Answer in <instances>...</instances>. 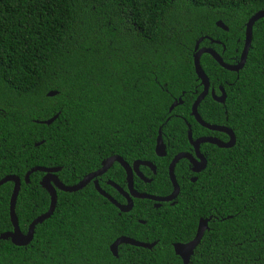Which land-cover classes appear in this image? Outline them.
<instances>
[{
	"label": "trees",
	"instance_id": "1",
	"mask_svg": "<svg viewBox=\"0 0 264 264\" xmlns=\"http://www.w3.org/2000/svg\"><path fill=\"white\" fill-rule=\"evenodd\" d=\"M260 10L264 0H0V180L21 181L20 231L26 234L50 204L40 185L44 173L25 181L33 168H60L58 179L73 186L116 155L128 164L155 165V175L143 169L152 183L136 181V191L170 193L168 163L190 152L188 127L193 139L222 135L200 127L191 114L201 89L193 67L196 41L209 37L233 53ZM263 27L264 19L254 24L237 79L207 55L200 58L213 87L225 88L226 101L221 106L207 97L198 114L232 129L236 142L228 149L203 144L207 166L198 175L187 160L176 164L174 206L156 210L151 201L134 200L130 213L118 215L91 183L75 193L57 191L54 213L36 225L28 245L0 240V264H183L173 244L192 240L199 218L210 221L188 264H264V73H253ZM56 115L52 124L41 123ZM159 131L163 158L154 152ZM105 176L125 183L118 164ZM12 189L10 182L0 187V234L12 231ZM121 236L155 245H120L114 257L109 248Z\"/></svg>",
	"mask_w": 264,
	"mask_h": 264
},
{
	"label": "water",
	"instance_id": "2",
	"mask_svg": "<svg viewBox=\"0 0 264 264\" xmlns=\"http://www.w3.org/2000/svg\"><path fill=\"white\" fill-rule=\"evenodd\" d=\"M262 18H264V10H260V11L256 12L246 22L245 32H244V47H243L241 58H240V61L238 62V64L228 65V64L224 63L222 58L217 53H215L214 51L209 50V49L199 48L200 43L204 39H207L208 37H201L196 41V44L194 47V55H193V67H194V71H195L196 75L198 76V78L200 80L201 85L203 86V90L198 95L195 102L193 103L192 108H191V114H192L194 120L196 121V123H198L201 127L205 128L207 130H210V131L224 133V134L228 135L229 141L228 142H222V141H220L216 138H213V137H202V138L196 139L193 142L191 131H189L188 139H189V142H192L194 153H195L196 158L198 160H196L189 153H179L178 155H176L173 158V160L170 162L169 167H168V178H169L170 183H171L172 188H173L172 193L169 196L160 198V197H155V196H151V195H147V194H139V193L134 191V189H133V171L136 173V175L140 179H142L145 182H148V180L145 179L142 176V174L139 173V171H138L139 167L144 166V167H147L148 169H150L152 171L155 170V167L150 162H147V161H135L133 163V165L130 166L119 156L109 157L102 162L101 167L98 170L86 175L80 182H78L77 184H75L73 186H66L58 179V177L56 176V173H58L61 170L60 168H51V169H45V168H40V167L33 168L32 170H30L29 172L26 173L25 181H26V183L28 182L29 176L33 172H42L45 174L41 179L40 185L49 194V197H50L49 208L45 213L36 217L29 224L26 234H23L19 229L17 217L15 214L16 201H17L18 194L20 191L21 181L17 176H14V175H8V176L2 178L0 180V187L6 183H9V182L13 184V189H12V193H11V196L9 199V208H8L9 220H10V223L12 226V231L11 232H4V233L0 234V240H9L13 245L19 246V247L28 245L33 239L34 230H35L36 225H38V224L42 223L43 221L49 219L52 216V214L54 213V210H55L56 204H57V190L61 191V192H65V193L78 192V191L82 190L83 188H85L92 180H94L95 178L106 173L108 171V169L113 165V163H118L126 172V180H127L128 190H129L128 194H130V196H131V197H129L128 194H126V193L124 194L126 196V198L128 199L127 205L122 206L118 202H116L114 199H112L110 196H108L102 189H100L97 181H94V187L100 196L107 199L118 210H120V212L126 213L132 209V204H133L132 199L150 200V201H158V202H168V201H172V200L176 199L179 195V192H180V187L177 183V180H176V177L174 174L175 166L178 163V161L187 160L189 163L192 164L193 171L197 173L198 171H201L206 167V160L200 154V151H199L200 144H205V143L206 144H212V145H215V146L222 148V149H228V148L233 147L235 142H236L235 136L230 129H228L226 127H222V126L208 124V123L204 122L198 114L197 107L201 103V101L207 96L208 88H209V80H208V77L206 76V74L204 73V71L201 67L200 57L204 53H209L211 55V57L214 59V61L224 70L229 71V72H238L244 66V63H245L246 58H247L248 50L251 46L253 26L258 20H260ZM216 26L218 28L224 30V31L228 30V28L221 21H217ZM212 42L218 43L217 41H212ZM221 92H222V96L220 98L214 97V95H213L214 100L219 102V103H223L224 99H225L224 91L222 90ZM55 95H56V92H49L47 94V96H49V97H52ZM175 105L176 104L171 106L170 111L173 109V107ZM56 118H57V115L54 116L53 118L46 120V121H43L41 123L45 124V125H50L56 120ZM37 145H39V144H37ZM154 152H155L156 156L160 157V158L164 157L166 155V147L162 141V135H161L160 131H159V134H158L157 139H156ZM193 180H195V179H193ZM113 186L120 193L122 192V190L118 186H116V185H113ZM208 221H209V219H204V220L199 221L196 234L190 242H188L186 244H180V243L173 244L174 253L176 256H178L182 260L183 264L189 263L190 258L193 255L195 248L199 245L205 231L207 230ZM120 245H130V246L143 248V249H152V247L155 245V243H152V244L143 243V242L136 241L132 238L121 236V237L117 238L110 245L109 249H110L111 254L114 257L117 256L118 247Z\"/></svg>",
	"mask_w": 264,
	"mask_h": 264
},
{
	"label": "flooded vegetation",
	"instance_id": "3",
	"mask_svg": "<svg viewBox=\"0 0 264 264\" xmlns=\"http://www.w3.org/2000/svg\"><path fill=\"white\" fill-rule=\"evenodd\" d=\"M254 15V14H253ZM262 19H264V18H262ZM249 20V19H248ZM259 21V20H258ZM264 28V27H263ZM222 30V29H221ZM228 31V30H227ZM244 32H245V28H244ZM204 40H206L207 42H208V44H207V46H200L201 45V43L204 41ZM201 43H200V45H199V48H204V49H209V50H212V51H214L215 53H217L221 58H222V60L224 61V63H226V64H228V65H235V64H238V62L240 61V58H241V54H242V51H243V47H244V36H243V39L242 40H240V39H238L237 40V43H238V47L237 48H235L234 49V51H233V53L232 52H230V51H226L227 50V48H226V46H225V44L224 43H222V42H220V41H218V40H214V39H211V38H207V39H204ZM217 41L218 43H215V42H212V41ZM252 40H253V30H252ZM251 48H252V42H251V46H250V48H249V50H248V54H247V58H246V61H245V63H244V66L242 67V69H240L238 72H231V73H235L236 74V79L239 77V75H240V73L241 72H243V70L245 69V67H246V63H247V60H248V55H249V52H250V50H251ZM257 51H256V53H255V55H256V57H255V60H256V62H255V66L253 67V73H255V74H261V75H263V73H264V49H261L260 47H258V49H256ZM203 55H207L208 57H210V58H212L211 57V55L209 54V53H204ZM202 55V56H203ZM201 58V57H200ZM213 59V58H212ZM214 60V59H213ZM227 62H226V61ZM229 72V71H228ZM208 80H209V78H208ZM226 85L228 86V85H230L229 83H226ZM198 86L201 88L200 89V91L197 93V91H195V93H196V96H195V100H196V98L198 97V95L202 92V90H203V86L201 85V83H200V80L198 81ZM224 91V94H225V99H224V102L223 103H219V102H217V101H215L214 100V98H213V95H214V97H217V98H220L221 96H222V92L221 91ZM213 93V94H212ZM207 97H210L211 98V100L212 101H214L216 104H219V105H221V106H223L224 104H225V101H226V92H225V88L223 87V86H221V85H218L216 88H214L213 87V85L211 84V82H210V80H209V88H208V94H207V96L205 97V98H207ZM204 98V99H205ZM203 99V100H204ZM195 100L193 101V103L195 102ZM202 100V101H203ZM176 101V100H175ZM173 102L171 105H170V107H169V109H168V112L169 113H171L172 111H173V109L179 104V99L177 100V102ZM201 101V102H202ZM193 103H192V105H193ZM174 104H176L174 107H173V109L170 111V108H171V106L172 105H174ZM192 105H191V108H192ZM199 106V105H198ZM197 109H198V107H197ZM196 122V121H195ZM205 122V121H204ZM198 124V123H197ZM199 125V124H198ZM211 125H216V124H211ZM200 126V125H199ZM217 126H222V127H226V128H228L227 126H224V125H217ZM188 127V126H187ZM201 127V126H200ZM203 128V127H202ZM205 129V128H204ZM228 129H230V128H228ZM188 130L190 131V128L188 127ZM207 130V129H206ZM231 131H232V129H230ZM207 131H209V132H213V133H220V134H222L221 136H216V135H214V136H212V135H208V136H198V137H196V138H192V140H193V142L196 140V139H198V138H202V137H213V138H216V139H218V140H220V141H222V142H228L229 141V137H228V135H226V134H224V133H221V132H215V131H210V130H207ZM189 133V132H188ZM232 133L234 134V132L232 131ZM234 136H235V134H234ZM226 139V140H225ZM235 139H236V137H235ZM162 141H163V139H162ZM188 142H189V139H188ZM163 143H164V141H163ZM189 144H190V152H180V153H189L190 155H192L196 160H198L197 158H196V155H195V153H194V149H193V146H192V142H189ZM206 144V143H205ZM164 145H165V147H166V144L164 143ZM202 145L203 144H200V147H199V151H200V154L204 157V159L206 160V158H205V156L203 155V153L201 152V147H202ZM179 154V153H178ZM178 154H175V156L176 155H178ZM116 156V155H115ZM166 156V155H165ZM164 156V157H165ZM175 156H173V158L175 157ZM112 157V156H111ZM120 157V156H119ZM158 158H160V157H158ZM161 158H163V157H161ZM173 158L170 160V162L173 160ZM135 161H141V160H135ZM134 161V162H135ZM133 162V163H134ZM148 162V161H147ZM170 162L168 163V167H169V164H170ZM179 162V161H178ZM133 163L132 164H128V165H130V166H132L133 165ZM151 163V162H150ZM115 164H118V163H113V165L108 169V171L109 170H113V167H114V165ZM152 164V163H151ZM119 165V164H118ZM153 165V164H152ZM189 165L191 166V172L190 173H193V174H199L200 172H202L203 170H205V168L203 169V170H201V171H198L197 173L196 172H194L193 171V166H192V164L191 163H189ZM188 165V169H189V171H190V166ZM120 166V165H119ZM154 167H155V165H153ZM206 166H207V160H206ZM121 167V166H120ZM144 168H147V167H144V166H140L139 167V173L140 174H142V176L145 178V179H147L148 180V182H145V181H143L142 179H140L137 175H136V173L133 171V189H134V191L135 192H137V193H139V194H147V193H142V192H138V191H136L135 190V186H136V184H135V182L136 181H138V183L139 182H142L143 184H151L152 183V178H148V177H146V175L144 174ZM121 169L123 170V172H124V176H125V183H124V185L122 186V185H120L119 183H117V182H114L111 178L109 179L108 178V176L106 177L105 175H106V173L108 172H106V173H104V174H102L101 176H99V177H97V178H95L94 180H92L90 183L93 185V187H94V181H97V183H98V185H99V187H100V189H102L108 196H110L112 199H114L113 197L114 196H117V198H118V200L117 199H114L116 202H118L120 205H122V206H126L127 205V198H126V196L124 195L125 193L126 194H128L129 193V190H128V185H127V180H126V172H125V170L121 167ZM148 169V168H147ZM153 175H155L156 174V167H155V170L154 171H152V170H150V169H148ZM189 173V174H190ZM197 175H195V176H190L188 179H189V181L191 182V183H196V181H197ZM193 179H195V180H193ZM170 181V180H169ZM89 183V184H90ZM116 185V186H118L121 190H122V192L120 193L113 185ZM137 185H139V184H137ZM179 185V184H178ZM172 186V185H171ZM94 190L96 191V189H95V187H94ZM172 190H173V188L171 189V192L170 193H168L167 195H165V196H160V195H151V194H147V195H151V196H155V197H160V198H163V197H167V196H169L171 193H172ZM58 191V190H57ZM61 192V191H60ZM97 192V191H96ZM65 193V192H64ZM180 193V192H179ZM129 195V197H131L130 196V194H128ZM10 196H11V194H10ZM102 197V196H101ZM103 199H105L104 197H102ZM9 199H10V197H9ZM106 201H108L107 199H105ZM134 200H137V199H132V202L134 201ZM148 201H150V200H148ZM109 202V201H108ZM152 202V209H156V210H158V209H160L161 207H162V205L163 204H168V205H170V206H174L176 203H177V198L176 199H174V200H172V201H168V202H158V201H151ZM110 203V202H109ZM111 204V203H110ZM113 205V204H112ZM114 206V205H113ZM133 206H134V203L132 204V209H133ZM115 207V206H114ZM116 208V207H115ZM117 209V208H116ZM132 209L129 211V212H126V213H123V212H120V210H118V215H121V214H128V213H130L131 211H132ZM151 212V211H150ZM209 219V221H210V218H208ZM200 220H204L203 218H199L198 219V223H199V221ZM208 221V222H209ZM138 222L139 223H142V224H144L145 222L144 221H141V220H138ZM198 223H197V226H196V228H195V234H196V231H197V228H198ZM207 229H208V223H207ZM207 231V230H206ZM195 234H194V236H195ZM123 237H127V236H123ZM128 238H130V237H128ZM194 238V237H193ZM192 238V239H193ZM191 241V240H190ZM190 241H188V242H190ZM188 242H185V243H180V244H186V243H188Z\"/></svg>",
	"mask_w": 264,
	"mask_h": 264
}]
</instances>
